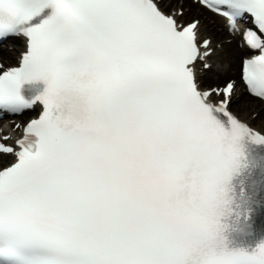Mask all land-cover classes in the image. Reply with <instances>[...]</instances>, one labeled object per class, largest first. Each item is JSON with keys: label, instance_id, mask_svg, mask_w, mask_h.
I'll list each match as a JSON object with an SVG mask.
<instances>
[{"label": "snow or ice", "instance_id": "6c2138e0", "mask_svg": "<svg viewBox=\"0 0 264 264\" xmlns=\"http://www.w3.org/2000/svg\"><path fill=\"white\" fill-rule=\"evenodd\" d=\"M241 34L264 101V0H191ZM170 0H0V264H264V131L205 87L212 41ZM14 64L2 50H15Z\"/></svg>", "mask_w": 264, "mask_h": 264}, {"label": "bare ground", "instance_id": "6f19581e", "mask_svg": "<svg viewBox=\"0 0 264 264\" xmlns=\"http://www.w3.org/2000/svg\"><path fill=\"white\" fill-rule=\"evenodd\" d=\"M174 4H177L179 6H183L185 8L183 20L185 22L192 20L193 18H199L201 20V36L205 38H209L212 41V45H216L221 40H224V33H228L227 28H219V26H222L221 19L219 17L216 18V20L211 21L208 16L209 14L205 11V9L201 7H196L195 4L191 2V0H170V7L173 9H178L177 7H173ZM178 6V7H179ZM198 8V9H197ZM231 38V36H228ZM227 38V37H226ZM240 38L233 37L231 38L230 42L228 40H225L223 46V49L221 52H218L216 55H213L210 62L213 63L214 59L215 61L223 62L219 66L213 67V71L207 72L203 75L202 80L203 84H209L210 82H213L214 85H219L216 82H221L223 79H232L236 81L238 84H240V69L238 67L239 59H242V57L248 55V51L245 49V47H240ZM17 40V39H15ZM19 41V40H18ZM217 46V45H216ZM2 55L5 57L6 61H10L14 57V52H9L7 49L3 50ZM225 62H228L229 65L225 64ZM225 80V81H227ZM224 81V82H225ZM213 87V86H210ZM247 99H253L257 102L256 99L252 98L251 96L245 95ZM244 97H242L243 99ZM241 99V100H242ZM237 101V100H236ZM234 102L235 110L239 112V107H245L246 112L242 111L239 112L244 118H247L248 114V108L252 107L255 111L261 112L262 117H264V108L256 104V102H249V104L243 100L239 102ZM248 105V106H245ZM264 120V118H262ZM260 118L252 120V125L258 127L262 131H264V126H262L259 123ZM259 123V124H258ZM3 158V157H1ZM6 160L11 161L13 158L11 156H8L5 158ZM8 161V162H9ZM7 163V162H6Z\"/></svg>", "mask_w": 264, "mask_h": 264}, {"label": "rangeland", "instance_id": "374dc122", "mask_svg": "<svg viewBox=\"0 0 264 264\" xmlns=\"http://www.w3.org/2000/svg\"><path fill=\"white\" fill-rule=\"evenodd\" d=\"M210 18H212V17H210ZM212 20H214V18H212ZM218 47L220 48L221 45H219ZM214 61H215V59H214ZM240 62H241V59H239L238 67L240 66ZM225 64L228 65L229 63H228V62H225ZM216 65H220L219 62H215L214 66H216ZM225 80H227V79H223L221 82H216V83L219 84V85H222V84L224 83ZM211 85H213V82L210 83L208 86H211ZM239 89H240V88H239ZM240 90H241V89H240ZM238 95H239V94H238ZM241 96L244 97V98H243V99L241 98L242 100H241V99H240V100L238 99L236 102L243 101V100H245L248 104H249V102H256V101H254L253 99H247L246 96H245L244 94L241 95ZM256 104H258L259 106H261L262 108H264V107H263L264 105H263L262 102H256ZM234 105H235V104H233V110L236 111ZM245 106H248V105H245ZM239 108H240V109H239V112H242V111L246 112V109H244V108H245L244 106H243V107L241 106V107H239ZM253 110H254V108L249 107L248 110H247V111H248V114L251 113ZM237 112H238V111H237ZM239 112H238V113H239ZM257 119H258V118H257ZM259 123H260L262 126H264V120H263L262 118H260ZM259 123H258V124H259Z\"/></svg>", "mask_w": 264, "mask_h": 264}]
</instances>
